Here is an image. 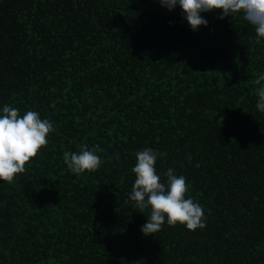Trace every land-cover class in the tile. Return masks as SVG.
Here are the masks:
<instances>
[{
  "label": "trees",
  "instance_id": "obj_1",
  "mask_svg": "<svg viewBox=\"0 0 264 264\" xmlns=\"http://www.w3.org/2000/svg\"><path fill=\"white\" fill-rule=\"evenodd\" d=\"M201 15L192 31L159 0H0V106L54 123L0 181V264H264V38ZM85 144L102 163L77 176L63 153ZM146 147L158 174L186 177L204 229L141 232L129 194Z\"/></svg>",
  "mask_w": 264,
  "mask_h": 264
},
{
  "label": "clouds",
  "instance_id": "obj_2",
  "mask_svg": "<svg viewBox=\"0 0 264 264\" xmlns=\"http://www.w3.org/2000/svg\"><path fill=\"white\" fill-rule=\"evenodd\" d=\"M162 7L181 10L192 31L207 27L208 20L202 13L220 11L219 19L242 16L255 30L256 39L264 38V0H159ZM256 99L259 109H264V71L255 79ZM54 130L49 118H41L39 112L28 110L21 114L18 107L0 106V181L11 183L25 171V164L48 144V135ZM161 153L151 147L135 153L136 163L131 171L135 175L129 194L132 209L148 212L146 223L141 226L144 235L154 234L166 223L183 225L187 230L204 229L206 217L203 207L195 202L189 192L186 177L168 168L157 173L156 162ZM191 161V155L186 157ZM63 161L71 173L79 176L86 171L97 170L102 159L95 148L81 145L79 152L65 151ZM163 177V178H162Z\"/></svg>",
  "mask_w": 264,
  "mask_h": 264
}]
</instances>
